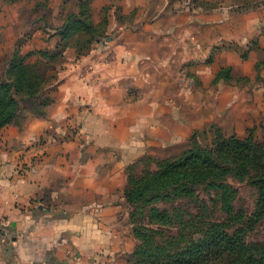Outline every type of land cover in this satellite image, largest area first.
Here are the masks:
<instances>
[{
  "label": "rangeland",
  "instance_id": "rangeland-1",
  "mask_svg": "<svg viewBox=\"0 0 264 264\" xmlns=\"http://www.w3.org/2000/svg\"><path fill=\"white\" fill-rule=\"evenodd\" d=\"M158 1L144 0L126 4V8L125 0H0V84L16 85L17 101L13 121L0 130L10 125L22 127L31 117L49 120L50 125L28 148L59 147L81 136L84 121H76L70 107L81 108L86 101L91 102L83 95L87 88L118 83V78L124 76L114 78L111 73L118 72L116 67L132 57L117 49L121 44L116 40L117 31L110 26L116 22L123 29L144 18L153 20L155 11H159ZM161 1L166 7L190 12L204 13L213 8L204 0ZM235 1L228 2L233 17L229 27L218 24L210 30L198 21L195 44L189 43L187 30L165 32L167 42L161 44L153 43V36L142 46L147 60L128 61H135L132 71L137 65L146 66L130 77L132 86L136 90L142 83L149 85L151 94L159 86L164 115L159 118L158 110H154L149 118L139 119L129 126L127 141L118 143L119 149L129 151L133 157L124 170L125 209L118 216L117 228L125 231H120L117 239H103L102 248L114 251L104 249L91 254L84 264H136L133 254L141 246L150 208L196 210L193 198L168 201L158 193L149 196L147 204L145 200L130 202L128 190L132 183L180 159L191 149L210 151L233 135H253L264 141V10H260V27L244 29L242 18L247 12ZM260 8H264V0ZM225 33L230 37L223 38ZM130 80L127 78L128 86ZM68 82L76 96L68 88L63 91ZM130 94L133 101L140 96ZM61 105L65 108L56 113ZM118 134L122 136L123 132ZM77 142L78 148L82 144L84 148H94L88 142ZM230 184L237 188L234 210L251 214L257 207L258 188L234 178ZM200 194V200L215 206V214L224 219L219 204L210 199L211 192L203 188ZM4 222L1 218L0 233L5 232L6 237L0 246V264H83L77 244L83 238L70 234L54 238L49 244L48 239L37 237L34 243L22 246L15 233H8ZM247 240H264V220ZM32 250L41 251L35 254ZM56 250L62 252V258L56 259Z\"/></svg>",
  "mask_w": 264,
  "mask_h": 264
},
{
  "label": "crops",
  "instance_id": "crops-1",
  "mask_svg": "<svg viewBox=\"0 0 264 264\" xmlns=\"http://www.w3.org/2000/svg\"><path fill=\"white\" fill-rule=\"evenodd\" d=\"M143 1L125 0L123 6L127 8ZM204 1L213 6L204 13L169 8L159 0L156 4L159 11H155L153 20L144 18L123 29L120 24L112 23L110 28L117 31L116 40L121 44L117 49L132 54L130 60L143 63L147 58L143 56L142 46L153 36L156 40L152 42L161 44L167 42L165 32L187 30L188 40L191 38L189 43L195 44L198 21H203L205 28L210 30L218 24L229 27L233 21L228 10L229 0ZM235 3L247 12L242 18V28L260 27V10H264L260 8L261 0H236ZM226 35L228 33L223 38L230 37ZM128 61L116 67L118 72L111 73L114 78L124 76L118 78V83L87 88L83 95L91 98V102L86 101L87 105L81 108L70 107V111L76 113L75 120L84 121L82 135L71 142L61 143L59 147L28 148L29 143L39 139L50 125L45 118L31 117L22 127L10 125L0 130V219L6 220L4 225L8 226V233L18 236V245L34 243L37 237L48 239L50 244L54 238L70 234L79 236L83 238L77 242L83 264L98 251H114V248H102V242L105 237L117 239L120 231H125L117 228L120 227L118 216H122L125 209L122 198L124 170L133 159L129 151L118 148V143L127 141L129 126L139 119L149 118L154 110H158L159 118L164 115L160 87L154 94H151V86H143V83L134 90L130 77L141 73L139 71L146 66L137 65L132 71L135 61ZM127 78L131 81L129 86ZM65 86L64 92L68 88L77 95L69 82ZM130 93L140 96L133 101ZM59 108L56 113L65 106ZM80 140L88 142V146L93 144L94 148H84L83 144L78 148ZM5 237V232L0 233L1 247ZM40 251L32 250L35 254ZM50 251L48 249L49 254ZM61 253L54 251L56 259L62 258Z\"/></svg>",
  "mask_w": 264,
  "mask_h": 264
},
{
  "label": "trees",
  "instance_id": "trees-1",
  "mask_svg": "<svg viewBox=\"0 0 264 264\" xmlns=\"http://www.w3.org/2000/svg\"><path fill=\"white\" fill-rule=\"evenodd\" d=\"M11 86V88H10ZM14 86V89H12ZM16 85L0 84V128L15 117ZM30 93V92H29ZM191 149L180 159L132 183L130 202L151 200L158 193L164 200L193 198L196 210L174 207L149 209L141 246L134 252L136 264H264V240L248 241L264 220V141L233 135L205 151ZM248 181L259 191L251 214L234 210L237 188L230 179ZM211 192L225 218L215 206L200 200L201 189ZM156 226H152V225Z\"/></svg>",
  "mask_w": 264,
  "mask_h": 264
}]
</instances>
